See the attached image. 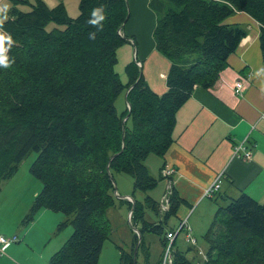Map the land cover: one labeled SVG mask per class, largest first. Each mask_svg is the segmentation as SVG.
Returning a JSON list of instances; mask_svg holds the SVG:
<instances>
[{"label": "trees", "instance_id": "obj_1", "mask_svg": "<svg viewBox=\"0 0 264 264\" xmlns=\"http://www.w3.org/2000/svg\"><path fill=\"white\" fill-rule=\"evenodd\" d=\"M13 1L0 24V34L11 38L5 41L11 66L0 67V191L23 158L36 152L29 174L41 189L23 224L41 209L63 214L57 232L69 224L72 233L48 264H97L110 229L106 212L116 203L113 172L129 175L133 191L146 196L124 200L140 240L134 234L130 252L120 250L121 262L132 263L138 244L148 264L143 233L161 235L183 202L172 192L170 208L161 217L159 201L148 195L160 180L145 162L164 158L177 111L194 87L215 84L245 37L242 28L224 24L228 17L243 12L259 24L264 54V0H166V6L154 0L153 40L170 62L162 95L150 90L135 62L125 67L126 86L115 74L116 52L125 42L120 31L128 17L127 0H78L74 19L63 3L49 7L43 0ZM97 8L105 19L93 26L89 20ZM50 23L64 28L47 30ZM120 96L121 112L116 107ZM150 210L160 217L155 223L145 219ZM221 213L224 218L217 223ZM219 224L223 230L214 236ZM169 231L174 229L165 230L162 253ZM203 239L207 261L201 264H264V202L246 194L230 199L217 210ZM173 246L172 264H194L187 258L190 247L180 251Z\"/></svg>", "mask_w": 264, "mask_h": 264}, {"label": "crops", "instance_id": "obj_2", "mask_svg": "<svg viewBox=\"0 0 264 264\" xmlns=\"http://www.w3.org/2000/svg\"><path fill=\"white\" fill-rule=\"evenodd\" d=\"M43 1L49 7L63 3L66 11L70 5L76 12L71 0ZM153 1L127 0L128 17L120 31L125 42L117 49L116 55L126 63L132 54L133 60L126 65L139 63V70L150 90L162 95L167 90L166 75L170 62L157 52L153 40L157 24ZM13 4V0H0V24L5 20V11L8 12ZM16 7L24 10L19 4ZM224 24L242 28L246 33L245 37L236 51L228 57L227 68L219 74L215 84L209 89L194 87L189 99L177 111L172 144L164 158H148L145 162L148 170L156 173L159 183L162 182L164 187L166 184L159 175L160 167L164 164L176 171L173 192L177 200L183 202L180 205L195 207L187 215L188 208H181L180 205L178 207L181 215L179 221L187 218L192 235L205 234L221 204H227L230 199H236L240 194H246L255 201H264V54L259 44L260 27L243 12L233 13ZM129 43L133 45V50L128 46ZM237 80L244 83L243 95L240 97L234 94L233 86ZM244 140L245 147L251 151L250 158H232L233 148ZM17 172L1 184L2 222L7 212L9 219L13 213L16 215L19 212L17 216L25 215L34 196L41 189L40 186L37 189L29 187L32 176L28 172L21 178H17ZM217 176H221L218 192L212 198H203L204 191L213 184ZM164 192L165 189L162 195ZM22 197L25 202L16 209ZM201 206L202 211H198ZM64 219L65 216L59 212L39 210L33 220L26 224L27 229L15 227L13 232H23L24 237L20 233L19 235L26 244L17 245L20 241L17 237L15 245L10 244L5 249L6 252L9 249V254L4 252L0 256V264H16V255L23 250L30 257L26 259V264H48L50 257L66 242L60 237L52 240L59 236L57 226ZM34 226L39 228L35 235L38 242L34 240V236H29ZM188 252L187 258L194 264L202 263L196 250L191 248Z\"/></svg>", "mask_w": 264, "mask_h": 264}, {"label": "rangeland", "instance_id": "obj_3", "mask_svg": "<svg viewBox=\"0 0 264 264\" xmlns=\"http://www.w3.org/2000/svg\"><path fill=\"white\" fill-rule=\"evenodd\" d=\"M70 2L74 3L73 5H74V7H76V12H74V10L71 9V7L69 5V7H68L69 10H67V14L70 18L74 19L79 14V11H78L79 2H78V0H71ZM154 2H156L158 4H161L160 2H162L163 5H165V6L167 5L166 0H155ZM5 13H7V11H5ZM0 19H1V17H0ZM53 28L62 30L64 27L57 26L54 23H50L47 27V30H50ZM128 46H130L131 50H133V45L131 43H129ZM131 60H133L132 54L130 55V59L128 62H130ZM128 62L125 63L123 60H120L119 56H117V63L114 66L115 74L117 75L122 86H126L128 84L126 73H125V67L127 66L126 64ZM125 96H126V94L124 95V98H125ZM116 107H117V110L119 112L122 111V108H123V97L122 96L117 98ZM36 155H37L36 152L31 151L23 158V160L21 161L19 168H18L19 171L17 172V175H16L17 178H21L26 172H28V174H29V167L32 164V162L34 161V159L36 158ZM152 167H153V165L151 164L150 168H152ZM149 173L152 177L157 178L155 172L149 171ZM30 178L32 180V184L29 186L30 188L37 189V187H39V186L41 187V184L35 178H33V177H30ZM161 184H163V183L162 182L158 183V185L153 190L148 192V195H150L153 199H155L157 201L160 200V198H161L160 195H162L163 190L166 189V186L164 187ZM133 194H134L135 199H137L138 201H143V199L146 196L145 192L133 191V179H132V177H130L129 175H126V174L113 172V197L115 198L116 203H115L114 207L109 208L106 212V215H107V218L109 221V225H110V229H109V233L107 234L106 240L103 243L101 254H100V257H99L97 264H122L120 250L122 249L127 253L130 252L134 234H137V237L140 240V236L138 235L139 227L136 225L133 226L132 224H130V222L128 220L129 211H128V205L124 201L125 199H123V201H120V199L118 198L119 196L131 197ZM33 200H34V198H33ZM23 201L25 202L24 197L21 198V202L19 203V205L16 206V209L21 207ZM263 202H260V203H263ZM225 206H226V203L221 204V207H225ZM180 207L181 208H188L186 205H180ZM194 209H195V207L188 208L185 215H187L188 211H190V213H192ZM198 211H202V206L198 209ZM163 214L164 213L160 214L161 217L163 216ZM17 215H19V212L16 215H15V213H13L9 219L8 212L6 213L5 220L3 222H2V220L0 221V236L10 238V236L12 237L14 235L20 239V241H19V243H17V245H24V244H26V241L23 238L24 237L23 232H20V230H19L18 233H14L13 230L15 229V227L17 228L18 226H19V228H22V230L28 228V226L26 224L22 223V220H24V217L26 214L25 215L21 214L20 216H17ZM185 215H184V217H185ZM180 217H181V215H180V211L178 209V214H176L175 216H171L168 219L167 224L164 225V230H163V233L161 235L154 234L151 232L143 233L142 241L149 251V262H148V264H158L160 262V259L162 261V258H161L162 240H163V237L165 234V230L166 229H168V230L174 229L176 231L179 227V224H180V221H179ZM159 218L160 217H158L156 214H154L151 210L146 212V216H145L146 221L155 223L159 220ZM223 218H224L223 213L219 214V217L217 218V223H220ZM65 219H66V217H65ZM65 219H64V221H65ZM193 219H195V218H193ZM38 229H39L38 226H34V227H32V229L29 232V236H34V240L36 242L39 241L37 239V237L35 236L38 232ZM222 230H223L222 224L217 225L213 230L214 236H219L221 234ZM19 233L21 235H23V237L21 235H19ZM58 233H59V236L53 237L52 240H56L59 237L67 240L72 233V228L69 224H67V226L65 228H63L61 231H59ZM193 235L196 238V248L194 250L197 251V249H201L203 251V253L206 255L208 245L206 244V242L202 238L204 236V234L199 235V234L194 233ZM183 236H184V231H181L177 237L176 246L180 251H187L188 245L186 243H184ZM12 244H13L12 246L15 245V243H12ZM9 252H10L9 249L7 250V252L5 251L6 255L9 254ZM162 255H163V253H162ZM16 257L18 259V260H14V261H16L15 262L16 264H26V263H28L26 261V259L30 258L24 250L19 252L16 255ZM197 258L199 259V256ZM45 264H47V263H45ZM127 264H129V263H127ZM131 264H145L143 252L141 251V249H138L137 252L134 254L133 261ZM160 264H161V262H160Z\"/></svg>", "mask_w": 264, "mask_h": 264}, {"label": "built area", "instance_id": "obj_4", "mask_svg": "<svg viewBox=\"0 0 264 264\" xmlns=\"http://www.w3.org/2000/svg\"><path fill=\"white\" fill-rule=\"evenodd\" d=\"M140 64L137 63V66ZM234 94L236 96H242L243 95V89H244V83L241 80H237L234 83ZM246 140L243 142L237 144L232 151V158L235 159H249L251 156V151H249L245 147ZM176 171L174 168L164 165L161 169L160 176L162 179H164L166 184V189L164 194L161 196L159 200V211L160 213H166L168 212L170 208V199L173 192V185H174V177H175ZM221 185V176H217V178L214 180L213 184L208 187L204 193L203 198H212L215 193L218 192ZM128 201L130 199L127 198ZM131 214L128 213V220L130 222ZM181 231H184V240L185 243L188 245V247L195 249L196 248V239L192 235V231L190 226L188 225L187 218L182 220L179 224L178 229L175 231H169L166 233V246L163 251L162 255V262L161 264H172V256L174 251V243L176 237L179 235ZM18 241V238L16 236H12L10 238H6L4 236H0V256L4 255L5 249L12 243H16ZM197 252L200 254L202 261H207V255L203 253L201 249H197Z\"/></svg>", "mask_w": 264, "mask_h": 264}, {"label": "clouds", "instance_id": "obj_5", "mask_svg": "<svg viewBox=\"0 0 264 264\" xmlns=\"http://www.w3.org/2000/svg\"><path fill=\"white\" fill-rule=\"evenodd\" d=\"M105 19L104 15L102 14V9L97 8L94 9L92 12V19L89 20V23L93 26H99L100 22ZM90 39H95V34H90ZM9 42L10 37H5L4 35L0 34V67L9 68L11 66V62L8 60L6 56L7 49L5 48V41Z\"/></svg>", "mask_w": 264, "mask_h": 264}, {"label": "water", "instance_id": "obj_6", "mask_svg": "<svg viewBox=\"0 0 264 264\" xmlns=\"http://www.w3.org/2000/svg\"><path fill=\"white\" fill-rule=\"evenodd\" d=\"M130 88H132V87H130ZM130 88H129V90H130ZM129 90L127 91V93L129 92ZM127 93H126V96H127ZM126 96H125V97H126ZM128 107H129V106H128ZM126 118H127V117H126ZM126 118L123 120V122H125ZM113 157H114V156H113ZM111 159H112V158H111ZM115 189H116V188H115ZM115 189H114V190H115ZM118 198H119V199H123V198H124V199H127V198H128V199H130V202L132 203V199H131L130 197H121V196H119ZM129 213L131 214V210L129 211ZM138 235H139V234H138ZM137 247H138V244L135 246L134 254H135L136 251H137Z\"/></svg>", "mask_w": 264, "mask_h": 264}]
</instances>
